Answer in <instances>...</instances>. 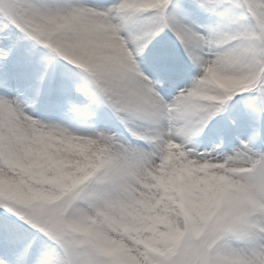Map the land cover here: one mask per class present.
<instances>
[{
    "label": "snow or ice",
    "instance_id": "6c2138e0",
    "mask_svg": "<svg viewBox=\"0 0 264 264\" xmlns=\"http://www.w3.org/2000/svg\"><path fill=\"white\" fill-rule=\"evenodd\" d=\"M0 264H264V0H0Z\"/></svg>",
    "mask_w": 264,
    "mask_h": 264
}]
</instances>
